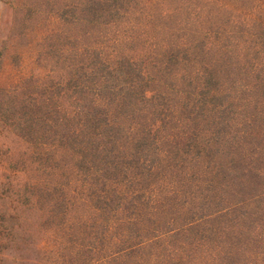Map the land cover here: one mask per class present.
I'll list each match as a JSON object with an SVG mask.
<instances>
[{
  "label": "trees",
  "instance_id": "obj_1",
  "mask_svg": "<svg viewBox=\"0 0 264 264\" xmlns=\"http://www.w3.org/2000/svg\"><path fill=\"white\" fill-rule=\"evenodd\" d=\"M47 12L46 79L0 85V123L45 174L53 264H264V0Z\"/></svg>",
  "mask_w": 264,
  "mask_h": 264
},
{
  "label": "rangeland",
  "instance_id": "obj_2",
  "mask_svg": "<svg viewBox=\"0 0 264 264\" xmlns=\"http://www.w3.org/2000/svg\"><path fill=\"white\" fill-rule=\"evenodd\" d=\"M47 2L0 0L1 86L16 85L31 74L46 79L47 67L36 58L37 44L58 28ZM32 148L0 123V264H53L56 236L28 185L45 176L30 156Z\"/></svg>",
  "mask_w": 264,
  "mask_h": 264
}]
</instances>
